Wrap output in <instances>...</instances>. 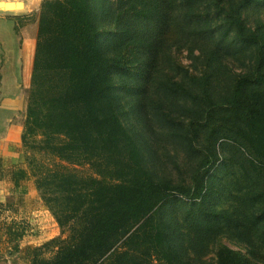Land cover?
<instances>
[{"label":"rangeland","instance_id":"374dc122","mask_svg":"<svg viewBox=\"0 0 264 264\" xmlns=\"http://www.w3.org/2000/svg\"><path fill=\"white\" fill-rule=\"evenodd\" d=\"M31 1L6 17L35 50L45 0ZM91 2L125 128L154 178L187 188L157 212L181 261L217 264L227 247L243 264H264V170L231 132L247 113L231 103L237 80L247 77L250 92L264 88V0ZM47 158L27 148L23 159Z\"/></svg>","mask_w":264,"mask_h":264},{"label":"trees","instance_id":"16d2710c","mask_svg":"<svg viewBox=\"0 0 264 264\" xmlns=\"http://www.w3.org/2000/svg\"><path fill=\"white\" fill-rule=\"evenodd\" d=\"M92 7L91 0H45L40 8L22 141L48 157L27 164L60 236L30 249L31 264H185L157 212L187 188L154 178L125 128L114 61L102 51ZM248 80L233 89L231 103L247 113L231 132L264 170V88L247 91ZM26 176L20 170L15 178ZM243 263L227 247L217 253V264Z\"/></svg>","mask_w":264,"mask_h":264},{"label":"crops","instance_id":"0c3cea01","mask_svg":"<svg viewBox=\"0 0 264 264\" xmlns=\"http://www.w3.org/2000/svg\"><path fill=\"white\" fill-rule=\"evenodd\" d=\"M22 3L25 10L32 9L31 0H0V264H31L30 249L60 236L59 226L23 159L27 82L35 50L33 42L26 44L25 37L19 40L15 21L6 17L23 10ZM7 4L17 7L6 11L3 5ZM12 30L15 37L9 39ZM20 170L27 176L16 181Z\"/></svg>","mask_w":264,"mask_h":264},{"label":"bare ground","instance_id":"6f19581e","mask_svg":"<svg viewBox=\"0 0 264 264\" xmlns=\"http://www.w3.org/2000/svg\"><path fill=\"white\" fill-rule=\"evenodd\" d=\"M3 7L5 8L6 11H14L17 6H14L13 4H7V5H3Z\"/></svg>","mask_w":264,"mask_h":264},{"label":"water","instance_id":"95a60500","mask_svg":"<svg viewBox=\"0 0 264 264\" xmlns=\"http://www.w3.org/2000/svg\"><path fill=\"white\" fill-rule=\"evenodd\" d=\"M1 9V8H0Z\"/></svg>","mask_w":264,"mask_h":264}]
</instances>
